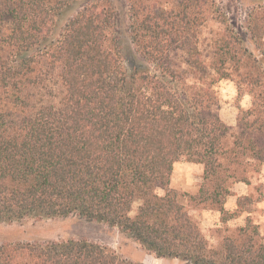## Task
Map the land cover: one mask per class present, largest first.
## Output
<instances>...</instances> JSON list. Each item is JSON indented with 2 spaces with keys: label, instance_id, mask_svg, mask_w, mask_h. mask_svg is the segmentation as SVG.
Returning <instances> with one entry per match:
<instances>
[{
  "label": "trees",
  "instance_id": "obj_1",
  "mask_svg": "<svg viewBox=\"0 0 264 264\" xmlns=\"http://www.w3.org/2000/svg\"><path fill=\"white\" fill-rule=\"evenodd\" d=\"M247 1L264 57V0ZM262 62L216 0H0V224L77 215L159 258L264 264L256 226L213 245L168 188L177 162L200 164V199L224 212L246 159L264 163ZM223 78L252 94L236 131L217 111ZM0 264L144 263L83 238L5 243Z\"/></svg>",
  "mask_w": 264,
  "mask_h": 264
},
{
  "label": "rangeland",
  "instance_id": "obj_2",
  "mask_svg": "<svg viewBox=\"0 0 264 264\" xmlns=\"http://www.w3.org/2000/svg\"><path fill=\"white\" fill-rule=\"evenodd\" d=\"M216 3L230 24L242 34L245 44L255 54L261 56L264 64V57L251 39V32L247 28V14L253 7V2L216 0ZM125 23L124 19L123 24ZM220 27L221 24L213 21L202 30L199 46L205 56V62H212L210 44L215 31ZM215 90L219 100L217 111L220 117L230 126L231 131H236L240 111L249 109L252 105L250 90L244 86L240 88L235 81L226 78L216 84ZM247 160L254 163L242 174L248 182H235L231 185L232 194L226 196L224 212L200 199L204 182L202 165L186 160H180L175 164L168 188L178 193L213 245L219 244L222 236L227 233L226 228L234 229L248 224L256 226L264 237V163L249 158ZM83 238L104 245L120 257L136 263L192 264L179 258H159L147 251L139 242L127 237L118 227L77 215L29 218L0 224V245L19 241H62Z\"/></svg>",
  "mask_w": 264,
  "mask_h": 264
}]
</instances>
